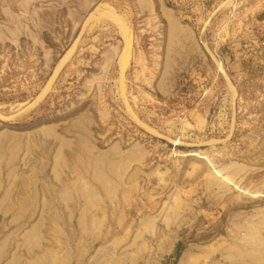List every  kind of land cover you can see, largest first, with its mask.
Segmentation results:
<instances>
[{
    "label": "rangeland",
    "instance_id": "1",
    "mask_svg": "<svg viewBox=\"0 0 264 264\" xmlns=\"http://www.w3.org/2000/svg\"><path fill=\"white\" fill-rule=\"evenodd\" d=\"M0 264H264V0H0Z\"/></svg>",
    "mask_w": 264,
    "mask_h": 264
},
{
    "label": "bare ground",
    "instance_id": "2",
    "mask_svg": "<svg viewBox=\"0 0 264 264\" xmlns=\"http://www.w3.org/2000/svg\"><path fill=\"white\" fill-rule=\"evenodd\" d=\"M122 27L124 28V26H123V25H122ZM122 27H121V28H122ZM123 28H122V29H123ZM123 30H124V29H123ZM125 30H126V29H125ZM123 33H124V31H123ZM125 37H126V36H125ZM70 53H71V50L69 51V54H70ZM69 54L67 53V55H66V56L68 57V56H69ZM66 56H65V58H66ZM65 58H64V59H65Z\"/></svg>",
    "mask_w": 264,
    "mask_h": 264
}]
</instances>
